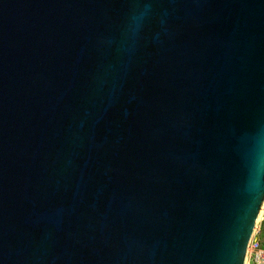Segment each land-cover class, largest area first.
I'll return each mask as SVG.
<instances>
[{"label": "water", "instance_id": "obj_1", "mask_svg": "<svg viewBox=\"0 0 264 264\" xmlns=\"http://www.w3.org/2000/svg\"><path fill=\"white\" fill-rule=\"evenodd\" d=\"M264 203V0H0V264H244Z\"/></svg>", "mask_w": 264, "mask_h": 264}, {"label": "built area", "instance_id": "obj_2", "mask_svg": "<svg viewBox=\"0 0 264 264\" xmlns=\"http://www.w3.org/2000/svg\"><path fill=\"white\" fill-rule=\"evenodd\" d=\"M256 234L255 231L249 240L244 264H264V244Z\"/></svg>", "mask_w": 264, "mask_h": 264}, {"label": "rangeland", "instance_id": "obj_3", "mask_svg": "<svg viewBox=\"0 0 264 264\" xmlns=\"http://www.w3.org/2000/svg\"><path fill=\"white\" fill-rule=\"evenodd\" d=\"M259 215L260 216L256 220V225H255L254 230L257 233L256 237H258L261 240V243L264 244V203H262Z\"/></svg>", "mask_w": 264, "mask_h": 264}, {"label": "bare ground", "instance_id": "obj_4", "mask_svg": "<svg viewBox=\"0 0 264 264\" xmlns=\"http://www.w3.org/2000/svg\"><path fill=\"white\" fill-rule=\"evenodd\" d=\"M259 216H260V215H258V217H259ZM257 219H258V218H257ZM254 231H255V230H254ZM254 231H253V232H254Z\"/></svg>", "mask_w": 264, "mask_h": 264}]
</instances>
